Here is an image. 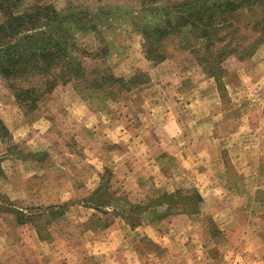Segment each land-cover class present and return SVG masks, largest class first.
<instances>
[{
  "label": "rangeland",
  "instance_id": "374dc122",
  "mask_svg": "<svg viewBox=\"0 0 264 264\" xmlns=\"http://www.w3.org/2000/svg\"><path fill=\"white\" fill-rule=\"evenodd\" d=\"M21 2L84 70L0 75V264H264V0Z\"/></svg>",
  "mask_w": 264,
  "mask_h": 264
},
{
  "label": "trees",
  "instance_id": "16d2710c",
  "mask_svg": "<svg viewBox=\"0 0 264 264\" xmlns=\"http://www.w3.org/2000/svg\"><path fill=\"white\" fill-rule=\"evenodd\" d=\"M244 3H226L214 9H220L222 13L228 10L234 12L239 5ZM236 5V6H235ZM21 0H0V75L3 77L17 78L24 76L25 78H44L48 84L47 77L53 68L54 61H64L63 70L72 72L70 74L78 75L82 73L84 68L81 62H78L74 68L69 67V62H66L70 54L69 47L64 39L67 36V28L65 26L69 16H63L60 12L52 9L50 6H38L37 4L31 8L25 5L27 9L20 11ZM87 15L83 14L80 18L72 20L84 21ZM91 15L87 18L89 20ZM86 20V21H87ZM67 21V22H66ZM210 28L212 21L208 18L206 22ZM86 30H93L94 26H86ZM63 30V32H62ZM158 30H148V34L143 33L146 40ZM205 33L210 31L208 28L203 29ZM54 33V35H53ZM145 48V43H144ZM146 56L150 59V55L144 50ZM68 61V60H67ZM63 77V76H62ZM58 79H61L59 77ZM26 92V91H24Z\"/></svg>",
  "mask_w": 264,
  "mask_h": 264
}]
</instances>
